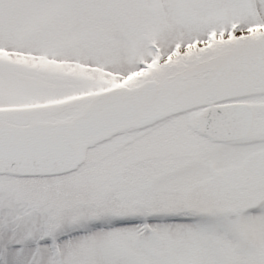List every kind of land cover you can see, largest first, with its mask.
Segmentation results:
<instances>
[{
    "label": "snow or ice",
    "instance_id": "6c2138e0",
    "mask_svg": "<svg viewBox=\"0 0 264 264\" xmlns=\"http://www.w3.org/2000/svg\"><path fill=\"white\" fill-rule=\"evenodd\" d=\"M0 264H264V0H0Z\"/></svg>",
    "mask_w": 264,
    "mask_h": 264
}]
</instances>
